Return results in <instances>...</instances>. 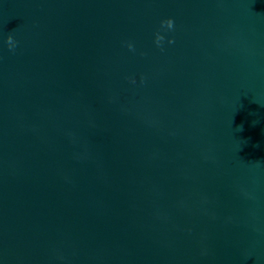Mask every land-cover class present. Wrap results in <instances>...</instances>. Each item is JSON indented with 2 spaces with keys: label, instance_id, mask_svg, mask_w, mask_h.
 I'll return each instance as SVG.
<instances>
[{
  "label": "water",
  "instance_id": "1",
  "mask_svg": "<svg viewBox=\"0 0 264 264\" xmlns=\"http://www.w3.org/2000/svg\"><path fill=\"white\" fill-rule=\"evenodd\" d=\"M0 264H264V0H0Z\"/></svg>",
  "mask_w": 264,
  "mask_h": 264
},
{
  "label": "clouds",
  "instance_id": "2",
  "mask_svg": "<svg viewBox=\"0 0 264 264\" xmlns=\"http://www.w3.org/2000/svg\"><path fill=\"white\" fill-rule=\"evenodd\" d=\"M174 27V21L172 19H167V20H164V21H161V28L162 29H168V30H171L173 29ZM165 39V37L163 35L160 34V32H157L156 33V36H155V43L159 46L162 41ZM173 41L169 40V43H172ZM7 45L9 47L10 50H14L15 46H16V42L13 40L12 36H8L7 38ZM132 45L130 44L129 45V48H131ZM134 82V81H133ZM240 131L243 130V126L241 125L239 128H238Z\"/></svg>",
  "mask_w": 264,
  "mask_h": 264
}]
</instances>
